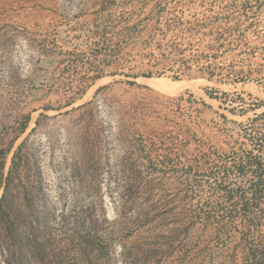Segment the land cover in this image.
Segmentation results:
<instances>
[{
	"label": "rangeland",
	"instance_id": "1",
	"mask_svg": "<svg viewBox=\"0 0 264 264\" xmlns=\"http://www.w3.org/2000/svg\"><path fill=\"white\" fill-rule=\"evenodd\" d=\"M263 112L264 0H0L5 171L34 130L62 264L212 262Z\"/></svg>",
	"mask_w": 264,
	"mask_h": 264
},
{
	"label": "trees",
	"instance_id": "2",
	"mask_svg": "<svg viewBox=\"0 0 264 264\" xmlns=\"http://www.w3.org/2000/svg\"><path fill=\"white\" fill-rule=\"evenodd\" d=\"M260 120L259 132L249 129L252 133L247 134L248 130L243 129L252 148L242 152L233 168L223 170L224 178L231 171L238 182L220 190L224 203L230 206L219 229L225 235L222 246L197 251L212 262L221 258L217 264H264V112L252 122ZM23 121L16 138L24 133L28 117ZM33 132L17 146L7 171L6 158L14 140L6 147L0 141V264H62L52 257L55 254L51 228L57 217L45 199L37 148L30 143ZM219 233L211 240L220 241ZM84 243L87 261L92 259L94 249L100 253L95 254L96 258L105 261L103 247H96L89 239Z\"/></svg>",
	"mask_w": 264,
	"mask_h": 264
},
{
	"label": "crops",
	"instance_id": "3",
	"mask_svg": "<svg viewBox=\"0 0 264 264\" xmlns=\"http://www.w3.org/2000/svg\"><path fill=\"white\" fill-rule=\"evenodd\" d=\"M90 17L91 16H88V18H87V16H85V17H83V18H81V19H84V20H82V21H85V22H87V23H89V20H85V19H90ZM79 19H75L74 21H78ZM58 34V33H57ZM54 38H55V42H53L55 45H59L60 47H56V50H58V51H60V50H63V52H65V51H67V53L69 54V53H75V52H79V50H77V47H76V49H75V51H71L70 50V48H67V47H65V46H63V45H61L60 43H58L57 41H58V39H61V37H62V35H60V33L56 36H53ZM74 46H76V45H74ZM73 46V47H74ZM79 47V46H78ZM83 51V50H82ZM89 58H87L86 57V60H88ZM93 59L91 58V59H89L88 61H89V63L90 64H93V61H92ZM51 61V60H50ZM50 64H52L51 62H50Z\"/></svg>",
	"mask_w": 264,
	"mask_h": 264
},
{
	"label": "bare ground",
	"instance_id": "4",
	"mask_svg": "<svg viewBox=\"0 0 264 264\" xmlns=\"http://www.w3.org/2000/svg\"><path fill=\"white\" fill-rule=\"evenodd\" d=\"M151 82L152 83H150V84H152L154 86L164 87L165 89H169V88H173L174 87L173 85L166 84L161 79H157L156 81H151Z\"/></svg>",
	"mask_w": 264,
	"mask_h": 264
}]
</instances>
